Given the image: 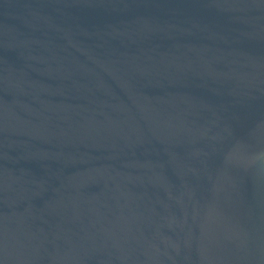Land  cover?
Returning <instances> with one entry per match:
<instances>
[{
  "label": "water",
  "instance_id": "obj_1",
  "mask_svg": "<svg viewBox=\"0 0 264 264\" xmlns=\"http://www.w3.org/2000/svg\"><path fill=\"white\" fill-rule=\"evenodd\" d=\"M0 264H264V0H0Z\"/></svg>",
  "mask_w": 264,
  "mask_h": 264
}]
</instances>
